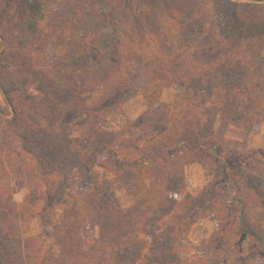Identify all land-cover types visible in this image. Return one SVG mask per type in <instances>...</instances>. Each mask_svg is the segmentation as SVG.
I'll return each instance as SVG.
<instances>
[{"label":"trees","instance_id":"trees-1","mask_svg":"<svg viewBox=\"0 0 264 264\" xmlns=\"http://www.w3.org/2000/svg\"><path fill=\"white\" fill-rule=\"evenodd\" d=\"M45 1L0 0V93L6 100L10 92L2 80L11 68L7 59L21 58L39 46L51 29ZM202 5L209 21L193 22L201 12L195 8L189 15L190 28L179 25L160 34L165 44H177L176 55L149 61L156 66L142 94L158 128L139 134L137 140L122 129L119 137L131 139L123 145L117 134L99 125L98 113H89L88 132L73 148L35 120L27 134L29 145L22 147L38 179L43 173L56 176L75 168L84 181L94 183L95 167L110 159L131 204H110L92 188L78 200L79 206L65 211L52 239L40 236L24 242L20 235L18 246L10 248L9 240L23 222L47 214L51 199L49 189L31 185L22 203H16L12 191L0 184V259L5 264H264V163L258 158L264 151L241 155L237 167L226 159L220 135L221 125L250 132L264 123V60L258 57V43L264 41V0H203ZM81 20L67 18L53 56L100 64L97 75L86 71L91 82L83 87L88 93L99 90L94 105L98 108L129 89L136 59L120 57L118 47L88 37L95 23L89 29ZM108 20L113 25V19ZM7 28L12 43L3 34ZM176 86L179 98L162 102V91ZM122 151L127 155L119 156ZM206 160L214 167L201 195L216 225L201 251L194 243H182L193 218L190 209L204 206L196 205L189 194L184 166ZM239 185L238 195L228 198L227 188Z\"/></svg>","mask_w":264,"mask_h":264},{"label":"rangeland","instance_id":"rangeland-1","mask_svg":"<svg viewBox=\"0 0 264 264\" xmlns=\"http://www.w3.org/2000/svg\"><path fill=\"white\" fill-rule=\"evenodd\" d=\"M202 3L203 0L45 1L51 28L47 31L45 39L21 58L12 55L7 59L11 68L8 69L9 76L2 80V84L10 92L9 99L6 100L3 93H0V184L12 191V199L16 203H22L31 185L49 189L51 200L48 202L47 214L23 222L24 226L21 230L9 240L10 248L18 246L20 238L17 237L20 235L24 242L40 236L52 239L51 234L54 231L58 232L65 211L79 206L78 200L85 198V193L92 188L96 193L101 194L99 198L110 204L126 207L131 204V198L124 184L115 174L118 168L114 165L110 166V159H105V162L95 167L97 175L94 183L89 180L84 181L75 168H65L56 176L49 175V172L46 175L43 173L41 179H38V174H35V164L22 147L26 143L29 145L30 139L27 138V134L35 120L41 121L46 129L56 131L65 145L73 148L83 142L88 132L89 113H98L99 125L117 134L114 136L118 137V143L123 145L127 144L126 140L131 139L119 137L117 132L122 129L131 132L132 139L137 140L139 134L146 133L148 129L154 127L158 128V121L152 115L151 117L148 115L150 108L142 94V87L147 82L148 76L153 74L152 69L156 66V64L150 65L149 61L156 57L176 55L174 52L177 44L174 41L172 44H165L160 34H164L163 31L167 29L176 30L179 25L190 28L192 20L189 19V15L195 8L201 12L194 15L193 22L198 19L203 22L209 21V17L204 18L207 12ZM88 10L90 13L82 14ZM78 17H81L83 26L86 25L89 29L91 24L95 23L93 30L88 29V37L104 43L107 47L112 45L118 47L120 57L126 56L125 58L131 61L136 59L135 68L131 71L129 89L98 108H94V105L100 95L99 90L95 88L88 93L84 92L83 87L91 82L86 71L97 75V72L101 71L100 64L97 61L89 63L92 59L84 63V58L77 60L70 56L67 59H58L53 56L61 26L67 18L75 20ZM109 18L113 19L115 24L108 23ZM113 28L119 32L115 34ZM124 29H126L125 33L121 32ZM3 34L8 43L13 42L9 28L3 31ZM78 35L80 36L81 32ZM82 42L83 39L75 42L71 53ZM0 43H3V37H0ZM258 48V57L262 61L264 41L258 43ZM105 64L103 63V66ZM160 98L162 102L178 99L179 88L166 87ZM220 127L222 151L226 159H230L235 166L240 165L238 158L241 155L263 154L264 123L257 124L250 132L233 125ZM125 154L127 155L125 151L119 152V156ZM258 158L264 163V155ZM213 167L214 164L210 160L195 161L184 166L187 190L198 206L203 203L202 192L211 183ZM237 173L240 174V170ZM237 181L240 183V180ZM59 192L62 197L58 196ZM239 192L240 185L232 189L227 188L226 191L228 198L236 197ZM203 205V208L190 209L189 214H192L193 218L182 234L183 244L194 243L200 246L201 251H203L201 247L204 245L203 242L211 237L216 225L214 217L208 213V206L205 203ZM0 264H5V261L0 259Z\"/></svg>","mask_w":264,"mask_h":264}]
</instances>
